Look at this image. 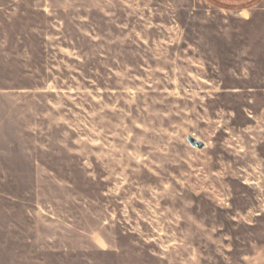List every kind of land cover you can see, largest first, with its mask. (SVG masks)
<instances>
[{
  "label": "rangeland",
  "instance_id": "rangeland-1",
  "mask_svg": "<svg viewBox=\"0 0 264 264\" xmlns=\"http://www.w3.org/2000/svg\"><path fill=\"white\" fill-rule=\"evenodd\" d=\"M0 264H264V0H0Z\"/></svg>",
  "mask_w": 264,
  "mask_h": 264
},
{
  "label": "crops",
  "instance_id": "crops-1",
  "mask_svg": "<svg viewBox=\"0 0 264 264\" xmlns=\"http://www.w3.org/2000/svg\"><path fill=\"white\" fill-rule=\"evenodd\" d=\"M209 1L220 7L243 8V7L256 5L261 0H209Z\"/></svg>",
  "mask_w": 264,
  "mask_h": 264
}]
</instances>
